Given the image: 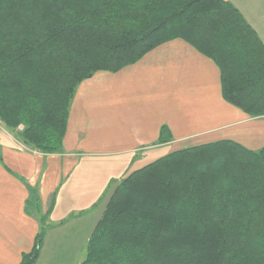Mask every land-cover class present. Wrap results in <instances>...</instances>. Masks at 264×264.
<instances>
[{
	"label": "trees",
	"instance_id": "obj_1",
	"mask_svg": "<svg viewBox=\"0 0 264 264\" xmlns=\"http://www.w3.org/2000/svg\"><path fill=\"white\" fill-rule=\"evenodd\" d=\"M176 38L216 64L228 103L264 116V45L228 0H0V122L28 149L59 153L80 82ZM28 191L39 229L19 264L35 263L50 227ZM80 264H264V146L222 139L131 171Z\"/></svg>",
	"mask_w": 264,
	"mask_h": 264
},
{
	"label": "crops",
	"instance_id": "obj_2",
	"mask_svg": "<svg viewBox=\"0 0 264 264\" xmlns=\"http://www.w3.org/2000/svg\"><path fill=\"white\" fill-rule=\"evenodd\" d=\"M228 1L264 45V0ZM161 133L168 141H160ZM222 139L253 150L264 146V116L228 103L216 64L179 38L80 82L59 153L22 149L0 122V264H19L33 246L39 222L25 212L28 187L36 189L41 212L50 211L34 264H80L125 170Z\"/></svg>",
	"mask_w": 264,
	"mask_h": 264
},
{
	"label": "rangeland",
	"instance_id": "obj_3",
	"mask_svg": "<svg viewBox=\"0 0 264 264\" xmlns=\"http://www.w3.org/2000/svg\"><path fill=\"white\" fill-rule=\"evenodd\" d=\"M12 134H13V133H12ZM132 170H133V168H132L131 170H130V169H129V170H125V173H129V172H131ZM128 171H129V172H128ZM112 179H113V178H111V177L108 179V176H107V178L105 179V180H107V184H106L107 186H109L110 183H113V182H112ZM107 186H106V187H107ZM108 189H109V188H108ZM113 189H114V188H113ZM105 191H106V188H105V190L103 191L102 194H104ZM105 194H106V193H105ZM102 198H103V197H102Z\"/></svg>",
	"mask_w": 264,
	"mask_h": 264
},
{
	"label": "built area",
	"instance_id": "obj_4",
	"mask_svg": "<svg viewBox=\"0 0 264 264\" xmlns=\"http://www.w3.org/2000/svg\"><path fill=\"white\" fill-rule=\"evenodd\" d=\"M18 145H19L22 149H24V150H29L27 147H25L23 144H21V143H19V142H18Z\"/></svg>",
	"mask_w": 264,
	"mask_h": 264
}]
</instances>
